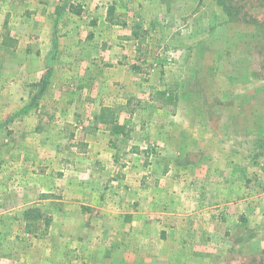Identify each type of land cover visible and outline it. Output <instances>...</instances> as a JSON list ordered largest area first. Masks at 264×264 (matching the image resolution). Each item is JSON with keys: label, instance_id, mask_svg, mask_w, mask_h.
Wrapping results in <instances>:
<instances>
[{"label": "rangeland", "instance_id": "374dc122", "mask_svg": "<svg viewBox=\"0 0 264 264\" xmlns=\"http://www.w3.org/2000/svg\"><path fill=\"white\" fill-rule=\"evenodd\" d=\"M87 1L107 10L112 5L114 17L130 23L132 33L136 30L138 35L114 47L119 48L114 55L129 58L118 65L138 75L127 88L108 71L118 62L96 61L88 72V93L80 86L65 89L69 78L64 67L50 74L53 80L48 77L45 83L44 77L40 90L28 98L37 104L32 111L41 117V136L50 139L54 154L35 161L37 174L50 168V181H41L58 197H67L63 189L72 183L91 185L89 197L96 202L83 207L93 214L101 207L120 211L122 249L128 244L130 213H149L146 223L137 221L154 243L145 252L146 237L138 230L137 243L143 246L135 261L129 263L126 250L112 257L103 248L89 264H264V0ZM100 44H89L87 56L102 57L113 49ZM101 78L103 87L95 83ZM68 98L78 104L73 112L81 119L77 124L54 106ZM102 103L122 116L121 122L115 119L121 129L90 123ZM96 129L103 136L97 145L89 143L105 153H77L91 150L82 136ZM8 158L3 171L0 166V264H24L32 260L35 247L40 253V245L47 246L49 213L64 205L21 207L14 202L26 194L16 185L18 176H32V168L30 160ZM165 212L173 213L169 224L180 229L179 239L195 240L200 250L191 245L189 250L172 249L175 235L170 242H157ZM65 222L57 221V233L64 231ZM63 239L58 241L63 244ZM45 250L40 264L63 263V253L49 261ZM75 258L73 264H87L81 253Z\"/></svg>", "mask_w": 264, "mask_h": 264}, {"label": "crops", "instance_id": "0c3cea01", "mask_svg": "<svg viewBox=\"0 0 264 264\" xmlns=\"http://www.w3.org/2000/svg\"><path fill=\"white\" fill-rule=\"evenodd\" d=\"M87 2V0H0V166L3 171V167L5 168L10 159H5V157L15 155L22 162L31 161L33 166L30 165L32 169L29 175L32 174V176L21 174L16 181L17 187L23 193L26 192L14 201L21 207L35 203L40 204L41 202L47 204L58 202L64 205L61 210H54L53 213H49L52 224H50L48 231L49 242L46 244L47 246L36 245L38 242L34 241L35 246H44L40 253L46 249L45 252L49 256V261H56L55 255L63 253L62 262L73 264L76 253H81L86 256V262L89 264L90 260L98 259V255L104 251L103 248H106L105 251L112 257L115 253L126 250L129 263H131L137 257L138 246H143V244L139 243L138 245L137 243L138 230L146 237L144 251H152L154 243L152 239L147 237V227L139 226L137 221L142 220L143 223H146L145 221L150 220L151 215L149 213H130L133 216L127 227L128 237L126 240H128V244L125 243L122 249L121 229L117 227L122 219L120 211L108 212L105 208L99 207L100 213L93 214L86 207L84 208L83 204H89L91 201L96 202L89 197L92 192V187L89 184L79 186L77 183H72L66 186V189H63L67 193L65 198L51 195L50 192L53 191L47 187L49 183L44 184L41 181L42 178L50 181V168L47 167L46 173L42 176L41 172L37 174L39 172L35 166V161L40 156L54 154L51 150L50 139H46V134H42L44 135L43 138L41 136L40 124L43 123L41 117L32 111V109L36 110L37 104L31 105L28 98L31 92L40 90L44 84L41 82L44 77L47 78L46 83L50 74L51 77L54 75L57 67H64L67 69L66 76L69 78L66 80L65 89L72 91L80 86L82 87L81 90L83 89L85 93L86 91L88 93L91 82L88 79V72L93 70L96 61L106 60L112 64L118 62L113 66L108 64L111 68H108V71L115 75V80H119L122 84L128 83L127 88L134 86L131 80L136 79L138 75L135 72L134 76L133 70L130 67L127 68L125 64L118 65L120 60L129 58L114 55L115 52H119L115 51L119 49L114 48L117 47L116 45H123L134 38L131 24L127 21H123L124 25L111 24L106 19L107 8L101 9L98 5H90ZM89 14H91L90 17H88ZM89 44H92L93 48L96 47V44H100L102 47L108 45L113 49L109 51L107 48L101 54L102 57L92 55L90 52L89 56L92 58L88 59L87 52L92 50ZM121 52L126 53L124 50ZM95 56L99 58L96 60L93 58ZM125 62L123 61V63ZM51 77L50 81L53 80ZM124 78H126L125 81ZM99 82L101 87L105 86L102 78L101 81L96 80L95 83L100 85ZM81 84H84L85 87L83 88ZM52 104L49 103L48 105ZM104 105L110 108L112 106L109 103H102L98 108L104 107ZM54 106H58L57 109L65 110L71 115L69 119H66L68 122L77 124L81 120L74 116L73 112L78 108L74 99H65L63 103H56ZM112 111H114L113 108ZM121 118V115L117 117L116 113L114 114V119L118 122H121ZM97 122L98 117L94 115L90 123L95 124ZM98 131L96 129V132L84 133L83 140L97 145V140H101V136H103H100ZM47 134L50 135V133ZM91 146V144L88 146L91 150L86 148L76 150V152L97 157L103 155L104 150L102 148ZM10 162L11 160H9ZM88 172H92V170H88ZM82 174L83 177L86 176L85 173ZM76 177L73 175V178ZM0 201H4V196L2 199L0 198ZM171 214L173 213H163L161 221L163 227L158 234L157 242H170L175 235L177 236L176 243L172 242L174 244L172 249L184 250L191 245L192 249L195 250L194 247H196V250H200V245L195 240L183 241L179 239L180 229L169 224V220L173 219L170 217ZM60 219H66L67 222L64 224V231L57 233L61 232L57 231V221ZM71 220H74L72 226L68 224V221ZM113 225L114 227H112ZM177 230V233L174 232ZM53 232L59 237L58 240L64 236L63 244L58 240L55 241ZM106 237H108L107 240ZM37 251L39 249L35 247L30 254L32 260H25L24 264H40L42 259L39 258L40 253ZM72 257L74 259H71ZM180 264H183L182 260Z\"/></svg>", "mask_w": 264, "mask_h": 264}, {"label": "trees", "instance_id": "16d2710c", "mask_svg": "<svg viewBox=\"0 0 264 264\" xmlns=\"http://www.w3.org/2000/svg\"><path fill=\"white\" fill-rule=\"evenodd\" d=\"M114 7L111 5L108 7L107 10V21L110 22L111 24H120L124 25L123 21H120L118 17H114ZM134 36L138 35L136 30L133 31L132 33ZM114 111L111 110L110 107H102L100 110V113L98 115V121L104 125H111L112 129L115 131L117 129H121L122 127L119 125H115V119H114Z\"/></svg>", "mask_w": 264, "mask_h": 264}]
</instances>
